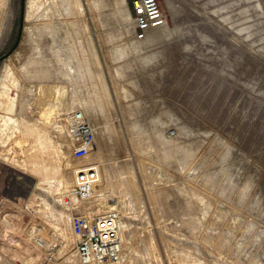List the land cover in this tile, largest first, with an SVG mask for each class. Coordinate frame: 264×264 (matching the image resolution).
<instances>
[{
  "label": "rangeland",
  "instance_id": "rangeland-1",
  "mask_svg": "<svg viewBox=\"0 0 264 264\" xmlns=\"http://www.w3.org/2000/svg\"><path fill=\"white\" fill-rule=\"evenodd\" d=\"M133 1L24 0L0 61V264H79L70 218L110 209L122 257L102 264H264V0H158L145 40ZM20 7L0 0V56ZM71 109L96 133L80 160Z\"/></svg>",
  "mask_w": 264,
  "mask_h": 264
},
{
  "label": "built area",
  "instance_id": "built-area-1",
  "mask_svg": "<svg viewBox=\"0 0 264 264\" xmlns=\"http://www.w3.org/2000/svg\"><path fill=\"white\" fill-rule=\"evenodd\" d=\"M132 20L134 36L145 40L152 30L164 22L158 0H134ZM67 132L74 159L86 158L95 146L96 133L89 118L80 109L65 113ZM101 179L97 164L80 165L74 170L71 194L75 199L89 197ZM121 214L115 209L102 214H75L70 220V229L75 237L74 253L79 264H102L119 262L122 257ZM39 248L46 250L47 262L54 260L53 244L34 236Z\"/></svg>",
  "mask_w": 264,
  "mask_h": 264
},
{
  "label": "water",
  "instance_id": "water-1",
  "mask_svg": "<svg viewBox=\"0 0 264 264\" xmlns=\"http://www.w3.org/2000/svg\"><path fill=\"white\" fill-rule=\"evenodd\" d=\"M23 15H24V0H21V7H20V26H19V32H18L17 39H16L14 45L7 52H5L4 54H2L0 56V61L2 59H4L6 56H8L16 48V46L18 45L19 40H20V36H21V31H22V19H23Z\"/></svg>",
  "mask_w": 264,
  "mask_h": 264
},
{
  "label": "bare ground",
  "instance_id": "bare-ground-1",
  "mask_svg": "<svg viewBox=\"0 0 264 264\" xmlns=\"http://www.w3.org/2000/svg\"><path fill=\"white\" fill-rule=\"evenodd\" d=\"M77 167L74 168V170H76ZM116 263V262H115Z\"/></svg>",
  "mask_w": 264,
  "mask_h": 264
}]
</instances>
